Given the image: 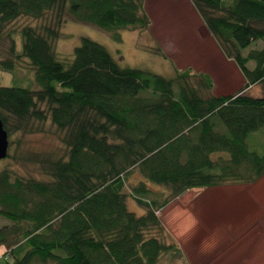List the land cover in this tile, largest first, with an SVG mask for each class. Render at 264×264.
I'll return each mask as SVG.
<instances>
[{
    "label": "trees",
    "instance_id": "trees-1",
    "mask_svg": "<svg viewBox=\"0 0 264 264\" xmlns=\"http://www.w3.org/2000/svg\"><path fill=\"white\" fill-rule=\"evenodd\" d=\"M190 1L246 80L233 95H214L207 74H198L194 85L190 68L168 79L124 67L89 38L70 63L57 59L67 12L121 42L122 30L150 28L146 0H0V43L10 41L0 68L13 71L26 60L40 87L0 85L4 128L9 136L41 132L50 121L67 148L66 158H28L47 179L12 180L10 168L0 172V216L10 222L0 227L6 249L0 260L12 258L0 264H158L180 251L161 238L158 211L189 190L253 184L264 176V149L248 143L264 130V0ZM21 17L42 23L20 30L18 52L8 29ZM257 41L262 48L244 56ZM254 85L262 87L260 97L247 93ZM134 171L142 176L132 189L141 216L123 192ZM150 184L169 189L170 197L147 200Z\"/></svg>",
    "mask_w": 264,
    "mask_h": 264
},
{
    "label": "rangeland",
    "instance_id": "rangeland-1",
    "mask_svg": "<svg viewBox=\"0 0 264 264\" xmlns=\"http://www.w3.org/2000/svg\"><path fill=\"white\" fill-rule=\"evenodd\" d=\"M146 6L151 18L150 28L145 31L131 28L122 30L121 42L114 41L110 33L99 27L74 20L67 12L61 38L56 44L57 59L65 64L70 63L74 58L75 48L81 44L83 38H89L105 46L115 60L124 67L150 71L168 79L175 78L176 70L190 68L191 73L196 76L191 79L194 85L199 84L198 74L207 73L215 81L214 89L232 91L225 87L228 84L223 78V73L234 77L233 72L226 64L222 65L217 61L213 52L208 51L212 49L213 44L203 39L200 29L205 25L190 0H147ZM41 23L30 17H21L9 26L8 31L12 32L16 40L18 52L22 48L20 30L25 26H38ZM9 43L8 39L3 44L0 43V59L8 58L6 47L8 48ZM262 46L263 41H257L244 49L242 54L247 56L251 50L261 49ZM156 49H162L167 59L158 54ZM247 66L253 69L255 62L250 61ZM238 70L241 72L239 68ZM236 80L235 77L234 81ZM0 85L33 90L40 88L34 71L26 60L13 71L0 68ZM255 87L251 95L254 97L263 92L261 85ZM61 138L62 134L50 121L41 132L12 133L9 136L11 142L9 152L12 158L0 159V172L10 168L13 174L12 180L30 177L47 179L41 173L39 166L28 158L33 154H49L53 159L66 158L67 148ZM248 143L251 149L262 152L264 130L254 135L252 144L250 139ZM224 156L226 157V154ZM140 180H142L140 173L132 172L123 192L128 197L129 209L141 216L145 214V210L138 206L132 197V189ZM231 185L237 184L189 190L191 192H185L166 208L157 212L165 228L161 238L180 250L164 254L158 264H264V238L215 236V227H219V224L223 227L225 223L233 220L246 222L260 218L263 219L260 224H264V212H262L264 185L259 184L255 188V193L252 190L242 193V196H237L240 193L226 189ZM150 188L153 193L147 196L146 199L149 201L157 200L162 203L170 197L169 189L151 184ZM213 189L216 191L214 192ZM9 223L6 218L0 216V227ZM3 260L12 261V258L3 256L0 262ZM34 264L57 263L37 261Z\"/></svg>",
    "mask_w": 264,
    "mask_h": 264
},
{
    "label": "crops",
    "instance_id": "crops-1",
    "mask_svg": "<svg viewBox=\"0 0 264 264\" xmlns=\"http://www.w3.org/2000/svg\"><path fill=\"white\" fill-rule=\"evenodd\" d=\"M146 9H147V6H146ZM147 13H148V11H147ZM200 30L202 31L203 39L207 40V42H210L211 44H213V45H211L212 49H208V51L213 52L217 61H219L222 65L226 64L229 68H231L233 75H234V77H231V76H229L228 73H223V78L225 79L226 83L228 84L225 87L228 90H232V91L225 92V90L223 91L221 89L218 90L215 88L213 91V94L216 96H227V95H233V94L237 93L240 90V88H242V86L245 84V78L243 77L241 72H239L235 63L233 61L227 60L225 58V55L221 52L219 45L213 39V37L211 38V35L206 30L205 26L203 28H201ZM208 37H210V38H208ZM203 58H205V56ZM205 74H207V73H205ZM235 77L237 78L236 81H234ZM212 80L214 83L215 82L214 79H212ZM254 87H255V85L248 89V91L250 92L249 93L250 95H252V90ZM260 91H261V89H260ZM262 93L263 92H261L258 96H255V97H259ZM260 180H261V182H260ZM260 180H258L257 182H255L253 184H237V185L227 186L226 189L230 190L231 192H234V193H240V194H237V196H239V195L242 196L243 195L242 193L251 192L252 190H253V193H255V188L259 184L264 185V176ZM215 191L216 190H214V192ZM188 192H191V191H188ZM262 212H264V209H262ZM262 220L263 219H260V218H258V219L254 218V219H251L250 221H246V222H241L239 220H233V221L228 222L227 224L225 223V225H223V227L219 224L218 225L219 227H215V231H216L215 236H219V238L227 237V236H229L230 238H259V236L261 238H264V224H260V222ZM217 228H218V231H217ZM215 238H217V237H215ZM5 250H6L5 247H0V255L3 254V252Z\"/></svg>",
    "mask_w": 264,
    "mask_h": 264
},
{
    "label": "water",
    "instance_id": "water-1",
    "mask_svg": "<svg viewBox=\"0 0 264 264\" xmlns=\"http://www.w3.org/2000/svg\"><path fill=\"white\" fill-rule=\"evenodd\" d=\"M9 150V135L0 117V159L6 158Z\"/></svg>",
    "mask_w": 264,
    "mask_h": 264
}]
</instances>
